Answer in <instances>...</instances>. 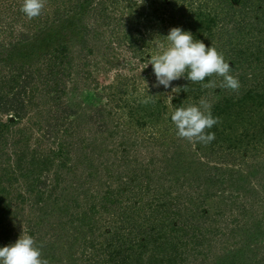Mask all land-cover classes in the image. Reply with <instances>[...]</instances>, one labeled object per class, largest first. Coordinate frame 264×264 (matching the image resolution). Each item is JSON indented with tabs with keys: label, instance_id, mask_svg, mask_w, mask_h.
Returning <instances> with one entry per match:
<instances>
[{
	"label": "trees",
	"instance_id": "1",
	"mask_svg": "<svg viewBox=\"0 0 264 264\" xmlns=\"http://www.w3.org/2000/svg\"><path fill=\"white\" fill-rule=\"evenodd\" d=\"M22 4L0 0V247L24 229L50 264H254L242 249L264 240V0H46L33 19ZM173 27L222 51L239 91L218 76L174 80L172 97L142 89ZM94 71L105 81L83 91ZM201 98L220 118L207 145L171 121ZM224 236L245 242L231 260L213 256Z\"/></svg>",
	"mask_w": 264,
	"mask_h": 264
},
{
	"label": "clouds",
	"instance_id": "2",
	"mask_svg": "<svg viewBox=\"0 0 264 264\" xmlns=\"http://www.w3.org/2000/svg\"><path fill=\"white\" fill-rule=\"evenodd\" d=\"M45 5L46 0H23L21 11L33 19L42 14ZM165 38L168 45L151 56L144 67L152 65L157 87L163 85L169 88L174 80L186 77L192 83H201L205 89L215 88V81L202 82L207 77L218 76L222 78L221 88L239 91L241 83L232 74L230 62L222 51L207 46L203 40L194 38L190 31L181 27L171 28ZM211 109L212 105L204 98L198 104L177 107L171 114L177 137L189 143H211L215 133L208 130L220 122V118L214 116ZM0 264H50V261L44 257L43 244H38L35 237L23 229L14 243L0 247Z\"/></svg>",
	"mask_w": 264,
	"mask_h": 264
},
{
	"label": "rangeland",
	"instance_id": "3",
	"mask_svg": "<svg viewBox=\"0 0 264 264\" xmlns=\"http://www.w3.org/2000/svg\"><path fill=\"white\" fill-rule=\"evenodd\" d=\"M15 10L16 9L14 8L12 10V13H11V11H9L10 14H2V16L7 17L4 20H7V22H10L11 19L14 18V15L13 14L15 13L14 12ZM17 26H18V24H17ZM3 35H5V34H3ZM0 37L3 38V36H0ZM106 37L109 38V36H106ZM106 37L102 38V40H101V43H103V44L99 48V51H98V56L99 57H102L103 56V51H104L103 49L106 48L105 45H104L105 44V40L104 39ZM123 49H125V48H123ZM162 50H163V47H162ZM151 53H152V51H151ZM119 70H120V67L119 66H114L112 69H109L108 70L109 71V75H108L109 77L108 78L109 79H112V76L114 75V73L117 72V71H119ZM95 71H94V74L92 75V77L90 79H87L88 80L86 82L87 85L82 87L83 88V91L86 90V91H89V93H91V91L96 90L95 88L98 87L99 84H97V81L100 84H102L101 82L105 81V77L102 74L97 75L98 73L95 72ZM77 80H79V78L76 79V81ZM155 81H156L155 78H152V79L150 78L147 81H143L142 84H141V88L142 89L144 87L148 88L149 86H152ZM84 82L85 81H82L81 84L85 85ZM72 83L70 85V88L72 87ZM160 88H161V90H164L169 97H172V96L175 95V93L173 91V88H170V87L169 88H165L163 85H160ZM81 95L82 96H80V97H82V98L84 96H86V94H83L82 92H81ZM88 95H91V94H88ZM85 101L88 102V100H85ZM97 101L98 100H95V103H98ZM102 101H103V99H102ZM102 101L100 100V102H102ZM104 101H105V99H104ZM123 119H124L123 118V115H120V114L116 113L115 114V118H113V121H115V122L116 121H122ZM106 120H107V118H106ZM115 128H116V132L115 133L117 135V138L119 139V138H121L122 134L125 133V130L123 129L122 126L121 127H115ZM131 130H132L131 133L134 135L136 133L135 127L133 126V128H131ZM146 132H147V134H149V132H151V130H148ZM96 170H98L97 172H100V169H96ZM225 238H226V236H224L223 240H220V242L217 244V246L215 247L213 256L216 257L218 255L219 257H224L227 260H231L234 257V254H235L233 252L234 249L243 247V243L245 244V242L242 241L243 243L234 244V240L233 239L232 240L231 239H228L229 242L227 241L228 243L227 244H224L222 241H224ZM251 249L254 250L253 254H251L250 251L244 252V248L242 249L243 253H245L244 258L245 257L246 258H250V261H253L254 264H264V240H262V242L258 246L252 245V248ZM227 250H230V251H227ZM206 262L208 263V260L207 261H203V258L201 257L199 259V261H196V263H194V264H199V263L200 264H206Z\"/></svg>",
	"mask_w": 264,
	"mask_h": 264
}]
</instances>
